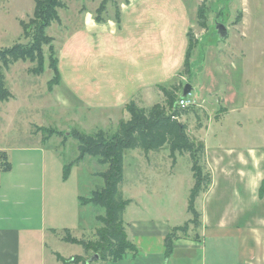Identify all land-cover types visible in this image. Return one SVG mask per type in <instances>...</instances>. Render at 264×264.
<instances>
[{
  "label": "rangeland",
  "instance_id": "1",
  "mask_svg": "<svg viewBox=\"0 0 264 264\" xmlns=\"http://www.w3.org/2000/svg\"><path fill=\"white\" fill-rule=\"evenodd\" d=\"M102 1L63 0L57 10L59 20L46 30L51 42L44 47L43 73L31 72L36 64L23 60L5 70L6 84L13 95L8 101L0 100V203L5 196L4 206L10 213L13 209L29 210L35 215L46 209L47 227L49 219L60 223L56 232L53 227L47 231L44 242L36 236L22 240L20 264H87L99 255L91 249L85 250L82 242L97 239V229L102 225L96 217L104 209L93 203L76 202L74 196L76 183L80 184L78 194L84 198L91 197L94 189L103 186V178L96 173L104 171L107 165L88 155L77 164L80 142L73 132L102 131L112 135L119 124L115 117L108 121L103 112L80 106L78 98L63 86L50 87L54 72L49 67V55L54 50L56 54L65 52L64 42L83 26L87 12L95 15ZM116 2L118 6L108 2L102 13L105 20H115L125 0ZM200 4L207 17V27L200 26L197 17L193 34L198 43L191 57L195 67L190 75L182 69L176 77V82L191 81L194 90L188 97L195 102L197 111L183 116L182 121L188 124L192 138L198 143L205 142L208 147L204 165L212 174V183V170L222 172L224 168L220 165L232 166L229 168L236 177L233 173L241 168L237 165L239 153L245 160L246 166L242 169L248 178L246 182L242 178L241 182L230 183L221 174L213 197L207 196L211 183L198 197L196 207H206L205 213L214 220L221 217H227L230 222L264 220V0H198ZM34 9L35 0H0V47L27 42L21 21L29 22ZM217 21L229 29L225 40L218 39L214 28ZM220 88L216 95L207 94L213 89L216 93ZM203 98L205 102L201 103ZM136 99L137 106L146 108L163 103L165 97L155 87L149 96L140 94ZM199 102L203 107L196 106ZM128 118L129 113L123 120ZM230 148L233 149L229 153ZM2 151L7 153V158ZM228 154L232 156L225 157ZM69 164L65 175V166ZM43 176H46L45 200ZM16 183L19 186L13 191H6ZM193 185L192 160L187 153H177L174 162L168 144L147 153L141 148L124 152V179L120 189L124 198L132 200L126 208L125 220L132 213L144 218L149 215L161 218L165 212L172 222L183 224L191 217L187 209ZM17 200H22L23 206ZM239 208L244 211L241 215L237 214ZM193 227L190 225V229ZM26 245L31 246L29 261L24 258ZM42 252L47 253L46 261L39 258ZM52 256L60 263L54 262ZM124 261H103L99 256L91 264H124Z\"/></svg>",
  "mask_w": 264,
  "mask_h": 264
},
{
  "label": "crops",
  "instance_id": "2",
  "mask_svg": "<svg viewBox=\"0 0 264 264\" xmlns=\"http://www.w3.org/2000/svg\"><path fill=\"white\" fill-rule=\"evenodd\" d=\"M120 6L119 21L108 18L105 22H97L95 15L87 12L83 26L64 42L65 52L57 54L61 76L59 87L63 86L77 97L75 100L83 108L103 112L104 119L108 121L115 117L118 124L123 121L124 115L128 116L125 109L128 101L140 94L149 96L153 88L168 87L176 81L183 69L189 46L188 31L197 22L198 0H125ZM221 88L216 93L213 89L207 94L216 95ZM201 103L196 106L201 107ZM207 134H211L210 131ZM205 148L209 153L206 144ZM207 156L211 165L210 157ZM231 156L228 154L225 157ZM239 157L237 165L241 168L233 173L236 177L229 168L232 166H218L225 169L222 172H215L211 168L213 183L207 192L208 197H213L221 174L230 183L241 182L242 178V182H246L248 174L242 169L246 163L241 153ZM41 185L45 200L46 176H43ZM17 186L19 183L6 191L10 193ZM78 193L80 184L76 183L75 201L84 204L83 196ZM70 198L73 203L72 193ZM4 203L5 196L0 203V264H20L22 240L36 236L44 242L47 231L53 227L56 232L60 223L49 219L50 226L47 227L46 209L35 215L29 210L13 209L10 213L6 211ZM16 203L20 206L24 204L22 200ZM205 208H197L201 213V225L179 233L168 254L167 235L174 227L191 219V215L183 224L172 222L165 212L161 218L151 215L139 217V213L129 214L128 220L124 217L128 237L137 249L135 254H127L118 261L126 260L124 264H264L262 218L235 222L227 221V217L214 220L209 219ZM243 212L239 208L237 214ZM26 247L24 258L29 261L31 246ZM46 254L40 253L39 258L46 261ZM51 258L60 263L55 256Z\"/></svg>",
  "mask_w": 264,
  "mask_h": 264
},
{
  "label": "trees",
  "instance_id": "3",
  "mask_svg": "<svg viewBox=\"0 0 264 264\" xmlns=\"http://www.w3.org/2000/svg\"><path fill=\"white\" fill-rule=\"evenodd\" d=\"M108 2L118 6L116 0H103L95 13L97 22H105L102 16ZM63 5V0H35L34 16L29 22L21 21L23 35L26 43H16L10 47H0V100L8 101L12 92L6 84L5 70L13 63L23 60L36 64L30 70L35 74L44 72L46 44L51 42L46 30L51 24L59 20L58 9ZM116 19L120 20V9L116 13ZM198 23L206 28L207 17L202 11L201 4L198 6ZM217 34V33H216ZM189 46L186 51L183 72L190 75L195 63L191 60L192 52L198 41L193 34V29L188 31ZM54 53V55H53ZM49 55V67L54 72L50 82L59 84L61 80L58 68V55L55 50ZM191 83V81H188ZM186 82H173L167 86L159 87L165 100L152 106L141 108L137 106L136 99L126 103L125 109L129 113L127 120L121 121L118 130L107 135L98 131L94 134H83L74 131L73 135L79 140V158L81 162L87 155L97 157L99 162L107 165L104 171L96 173L104 180L103 186L93 190L92 196L82 198L84 204L93 203L104 209L103 214L97 215L96 219L101 223L97 229V239L91 242L83 241L85 250H93L98 253L103 261H118L127 254H135L136 246L130 241L124 221V213L131 199L124 198L120 184L124 179V152L128 149L141 148L146 153L158 150L164 145L170 146V156L176 161L178 154H189L192 160L194 185L191 188L188 212L192 216L183 225L176 226L166 237L167 254L172 250L175 239L179 233L188 232L190 225H201V213L196 208V201L201 193L206 192L212 183V174L206 171L204 165L205 142L198 143L189 133V126L182 121V117L191 112H196L195 105L186 108L178 106L183 86ZM189 96V95H188ZM184 99H189V97ZM4 152V158L7 153ZM71 164L65 166L66 174ZM8 164L4 168H7ZM86 264V263H85Z\"/></svg>",
  "mask_w": 264,
  "mask_h": 264
},
{
  "label": "water",
  "instance_id": "4",
  "mask_svg": "<svg viewBox=\"0 0 264 264\" xmlns=\"http://www.w3.org/2000/svg\"><path fill=\"white\" fill-rule=\"evenodd\" d=\"M214 28L216 30L217 36L219 37L218 39L225 40L228 37L229 29L227 25L224 24L223 22L217 21ZM193 90L194 88L192 84L190 82H186L183 86L181 97L183 98L187 97L188 95L192 93ZM98 258H99V255H95L94 257H92L91 259L87 261V264H91L93 260H96Z\"/></svg>",
  "mask_w": 264,
  "mask_h": 264
},
{
  "label": "built area",
  "instance_id": "5",
  "mask_svg": "<svg viewBox=\"0 0 264 264\" xmlns=\"http://www.w3.org/2000/svg\"><path fill=\"white\" fill-rule=\"evenodd\" d=\"M191 105H195V102L190 100V99L181 98L178 101V106H180L182 108H186V107H189Z\"/></svg>",
  "mask_w": 264,
  "mask_h": 264
}]
</instances>
